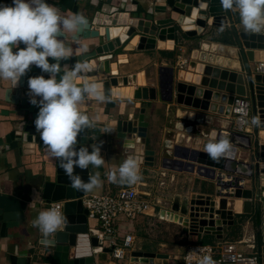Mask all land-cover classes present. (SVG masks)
Instances as JSON below:
<instances>
[{
  "label": "water",
  "instance_id": "1",
  "mask_svg": "<svg viewBox=\"0 0 264 264\" xmlns=\"http://www.w3.org/2000/svg\"><path fill=\"white\" fill-rule=\"evenodd\" d=\"M46 2L58 7L61 15L80 13L88 19V29L78 35L80 45L73 39L76 34L67 33L66 44L72 47L73 52L69 59L61 61V65L71 67L77 61L87 63L90 66L89 71L83 74L82 79H76L75 83L78 85L88 82L98 83L107 97L105 101L107 109L117 107L114 99L133 98L134 91L133 95L127 97L116 96L115 90L119 88L135 90L137 86H143L146 87L142 93L144 99H148L146 93L148 94L149 90V99H155L156 93L159 92L163 101L172 102L176 98L175 91L185 93L186 85L189 84L188 93L192 95L189 97L190 101L178 100V104L198 109L202 106L199 103L201 100L208 106H216L215 111L210 106L203 110L217 111L220 115L230 117L231 105L235 97H248L252 105V117L259 115L264 121V73L243 71L240 57V62L235 65L231 59L225 58L220 53L221 49H217V44H211L210 41H198L200 45L191 50L186 64L177 70L174 66L160 67L154 80L146 82L145 85L139 84L138 74L121 75L120 71L114 67L120 63H127V61H120L119 56L128 52H142L156 48L165 50L158 46L160 39L172 41V49L167 50H174L175 42L179 41L183 35L190 39L200 37L205 39V34L211 30L224 32L232 20L229 11L222 8L220 0H46ZM0 5H12V0H0ZM184 14L187 19L194 21L196 35L189 36L184 31L180 22L181 15ZM237 39L244 54L247 52L245 50L258 51L260 58L262 56L261 62H264V33L245 31L237 33ZM149 40L154 42L152 47H147ZM129 45L134 47L127 50ZM205 45H208L207 49ZM20 47L24 48L25 45L21 43ZM83 47H90V51L78 53V50H82ZM238 51L237 56L242 55V51L240 49ZM113 60L116 62L114 63ZM49 62L54 61L49 58ZM199 66L204 67L202 73L198 72ZM228 71H238L242 74L244 95L224 90L221 74ZM181 72L190 73L194 78H181ZM143 74L145 78L146 75L144 72ZM41 75H44L46 79L49 78L47 73H43L40 68L33 65L21 77L18 84L11 82V87L6 90L5 101L10 103L13 109L10 111L11 130L0 138L1 147L17 149L20 144H34L41 140L34 123L39 108L29 102L28 95L29 78ZM101 75H107V77L97 80ZM57 79L59 80V77ZM91 79L94 81H90ZM191 97L196 98L198 108L194 107ZM37 99L40 98L37 97ZM84 102L99 101L89 98ZM88 107L96 109V107ZM81 112L89 116L88 111ZM148 126L143 108L140 109L139 115H136L130 107L125 108L118 114V119L112 120L109 135L115 140V147L119 149V156L123 161L129 156L136 158L139 173L141 168L145 167L142 169V174L148 179L156 178L157 173L165 169L178 174H194L208 183L202 190L209 193L192 194L185 201H182L181 196H177L179 197L178 207H171V211L160 210V219L182 226L191 237L205 234L223 240L225 228L235 225V215L240 216L244 223L249 218L256 230L259 262L264 263L262 259L264 126H253V129L246 134H237L231 132L230 121H218L208 132H199L195 136L196 140L189 136L191 140L188 143L179 144L176 136L174 144L170 145L171 141H168L164 152L159 154L147 144ZM180 130L191 134L193 126L190 125L185 129L181 127ZM222 136L230 140L235 154L230 159L214 160L204 151V146L209 140H219ZM193 142L202 149L192 147ZM91 144L93 142L89 140V130H86L78 136L76 148L79 150L80 147ZM128 144H131V147H127ZM240 152L245 155H240ZM157 166L159 167L156 168ZM74 173L88 182L89 168L77 167ZM32 185L41 193L47 205L65 202L64 216L67 222L55 234L54 242L52 237L47 241L42 239L37 241L38 243L32 249H21V251L18 244L7 243L4 263L33 264L39 258L49 261L50 264L106 263L112 248L104 247L102 237L90 227L88 212L83 208L81 199L86 193L71 188L68 177L59 167V161H55L54 168L37 177ZM24 209L23 202L14 197L0 195L1 238L8 235L9 228L18 226L20 220L17 216ZM37 250H43L46 253L40 254ZM126 259L129 264H171L169 256L162 255L159 251L133 250L128 253ZM110 260L116 261L113 258Z\"/></svg>",
  "mask_w": 264,
  "mask_h": 264
},
{
  "label": "crops",
  "instance_id": "2",
  "mask_svg": "<svg viewBox=\"0 0 264 264\" xmlns=\"http://www.w3.org/2000/svg\"><path fill=\"white\" fill-rule=\"evenodd\" d=\"M228 11L232 22H230V24L226 27L225 31L235 28L237 33L245 32L244 28L241 25L238 11L235 8ZM225 31L218 32L214 37L212 36L207 39L200 37L199 39L194 40L197 41V43L198 41L202 42L204 40L210 41L211 44H217V49L219 50L225 47V52L220 51V53L224 55L225 58L231 59L235 64H238L241 61V64L243 65V71L251 70L253 72L255 64L261 62L262 56L260 58V52L245 50L247 52L245 54H242L245 55V57L242 55L237 56L239 55V47H237L235 44L230 45L229 43L224 42L223 36ZM186 33L189 36L196 35V31L194 34H190L189 32ZM68 34L71 35L72 33ZM234 36L235 35L231 34V37L234 38L233 42H237ZM180 39L183 42L191 40L186 35H183ZM179 43L181 42H175L174 50H167L172 49L173 45L169 47L168 41H166V47L164 48L165 50H159L156 48L149 51H134L132 53L128 52V54L126 53L119 56L120 61H127V63H120V65L114 67L115 69L117 68V70L120 71L121 75L138 74L139 84L144 85L146 82L152 80L149 75L154 74V76H156V74H158V69L160 67L174 66L177 70L179 66L184 65L189 60V58L187 59L186 53L188 50L187 45L190 44V42H188L186 47L179 46ZM205 46V48L207 49L208 45ZM133 47L134 46L129 45L127 47V50H130ZM89 49L90 47H83L82 50H78V53H86V51H90ZM176 49H178L180 52ZM230 49H233L235 51V56H230ZM239 57L241 58L240 61ZM113 62L115 63L116 60H113ZM151 68H153V71H155V73L151 71L148 72V69ZM143 72L146 75L145 78ZM230 72L232 71L227 72V76L223 75L226 72L221 74V77L224 80L222 83L224 85V90L228 92L233 91L234 93L244 95L245 90L244 88L241 89L242 87H244V83L241 84L238 82V80L233 81L230 77V75H232L233 73H236L238 77H242V74L238 71L232 73ZM106 77L107 75H101L99 78H97V80H103ZM180 77L184 79H190L192 77L194 78L192 74L185 72H181ZM142 79L144 80V83L142 82ZM90 81H94V79H91ZM10 87L11 81L0 79V138L4 137L11 130L10 120L12 119V115L10 114V111H12L13 106L5 101L6 90ZM145 88L146 87L143 86H137L135 90L125 87L116 89V96L127 97L133 95V91L134 96L132 99H114V101L117 102V107L115 109H107L105 107V102H83L80 105V111H88L89 117L93 118L95 121V127L89 130V140H91L93 143L102 144L101 155L105 159V164L99 168L93 167L91 165L89 166L90 174L98 175L101 180V184L87 193H113L117 192L121 188L132 186L138 190V195L140 198H153L161 200V204L155 207L153 214L142 215L137 217L135 220H127L123 217H120L116 222V234L117 236H119L120 240H123V237L126 235H132L134 237V250H142V247L146 242L159 244L165 248L164 250L162 249L161 252H164L169 256V260L172 264H182V258L187 248L190 245H193V237H191L187 230L182 226L167 220L160 219V210L165 209L167 211H171V207L175 206V208H177L179 204V197H176L171 203L169 209L167 208L168 205H170L168 199L172 197V194H166V190L169 186H171L172 182H175L177 180V185H179V183L183 180V182H186V184H188L187 192L182 193L181 191H179L177 194L174 193L175 196L178 195L181 197L185 196V198H189L192 194H206L209 192L203 191L201 189V185L197 187V181H202V179L197 175L188 173H181L182 175H180L178 173L171 172L169 173L167 178L162 180L148 179L145 177V175L142 174V169H144L145 167L141 168V171L139 173L141 179L135 184L129 185L126 183L120 184L110 182L107 178V173L114 170L118 171L119 165L123 162V159L119 156V149L115 147V140L111 139V136L109 135L111 134L112 120L118 119V114L123 112L125 108L127 109L130 107L136 115H139L140 109L143 108L145 110V121L149 124L147 144H149L151 149L155 150L157 154H159L161 152H164L168 141H171L170 145L174 144V140H171L169 137L170 133L177 131V142L179 144L180 136L183 137L182 144H184V142L188 143L191 140L189 136L192 137L193 140H196L195 136H197L199 132L206 133L209 130L213 129L211 124L213 125L218 121H230V117L226 118L224 117V115H220L217 111L211 112L210 110H203L207 109L210 105L208 106L207 103H203L204 101L201 100L199 101V103L202 104V106H200L202 109L198 108L199 106L195 98H192V102L195 101L194 107H197L198 109H193L185 105L183 107L182 105L177 104V101L182 100L184 96H180V94L177 93H175L176 98L171 103L163 101L160 98L159 92L156 93L155 99H149V90L148 94L146 93L148 99H144V95L142 93ZM242 90L244 91L243 93ZM177 95H179L178 98ZM88 106L96 107V109L89 108ZM172 106L176 107V117L179 119H186L187 122L178 121L175 125H173L175 122L170 118L169 114L170 108ZM213 106L215 105H211L210 107L213 111H215L216 107L214 108ZM180 111H184L188 117H181ZM191 114H194L193 119H191L190 117ZM251 118L248 123L247 131H251L253 129V125H251L250 123ZM190 125L193 126V133L190 134L186 133V131L180 130L181 127L185 129ZM105 128L110 129V131H103V129ZM95 130L99 131L98 135H95ZM37 142L38 143L34 144H20L17 149H6L0 146V195L14 197L18 201L23 202L25 206V209L17 216V218L20 220L18 226L9 228L7 230V234L9 236L6 234L7 236H5L4 238L0 237V264H5V249L7 243L13 245L18 244L21 251V249H32L38 243L37 241L45 239L40 235L38 228L33 226L32 221L37 217L38 213L41 210L49 208V205H47L43 200L41 193L34 189L32 182L37 177L43 175L45 171L54 168L55 160H53L49 156L42 140H38ZM91 145L87 146L89 148V151H91ZM191 145L192 147H195L197 149H202L201 146H199L198 144L195 145L194 142L191 143ZM240 155L243 156L245 155V153L240 152ZM158 167L159 166H157L156 168ZM162 181H164L165 184L161 185L160 183ZM180 187V189H182V186ZM37 194L39 195V199L32 207H29L30 203L33 201L34 197ZM153 218H156L158 224L156 225L157 227L155 228L154 234H152L151 231L149 234L148 229L149 225L152 224ZM89 221V224L91 222H94V226H91L90 224V227L95 228L97 225V221ZM246 221V223L242 222L241 217L235 215V225L233 227L225 228V235L223 240H218L213 235L205 234H199L195 239L202 242H208L205 244L215 245L216 247H221L227 243H235L240 252L249 255H258L256 230L249 218ZM174 226H177L180 232L183 233V239H180L181 237H179L180 240L177 241L176 239L174 242H170V233L168 230L174 229ZM37 252L40 254L46 253L43 250H37ZM263 255L264 243L262 244V259H264ZM108 258L109 259L107 260V262L103 264H116L115 262H112L110 260L112 258L111 255L108 256ZM119 261H125L126 264H129L127 259L118 260V262ZM33 264H50V262L39 258L37 261H34Z\"/></svg>",
  "mask_w": 264,
  "mask_h": 264
},
{
  "label": "clouds",
  "instance_id": "3",
  "mask_svg": "<svg viewBox=\"0 0 264 264\" xmlns=\"http://www.w3.org/2000/svg\"><path fill=\"white\" fill-rule=\"evenodd\" d=\"M220 3L225 10L235 8L238 11L246 32H264V0H220ZM88 27L89 21L83 14L61 15L58 7L46 0H12V5H0V79L18 84L33 65L48 74L47 79L41 75L28 80L29 102L39 108L34 122L36 131L49 156L59 161L71 188L84 193L98 187L101 180L98 175L90 174L88 182H85L74 173V169H88L90 165L99 168L105 164V159L101 155L102 144L93 143L91 151L86 146L79 150L76 148L78 136L95 127L94 119L81 112L80 105L89 98L103 103L107 97L98 83H75L89 71L87 63L77 61L71 67H62L61 61L69 59L73 52L72 47L66 44L67 33L76 34L73 39L80 45L78 35ZM21 43L24 48L20 47ZM49 58L54 62L50 63ZM239 111L247 115L244 109ZM250 123L264 126L259 115L253 116ZM103 131L109 132L110 129ZM126 146L131 147V144ZM204 151L214 160L230 159L235 154L230 140L223 136L219 140H209ZM107 178L112 183H137L141 179L137 159L127 157L118 171L107 173ZM38 199L37 194L29 207ZM66 222L59 204H55L41 210L32 224L46 241L52 237L54 242L55 234ZM202 252L195 250L189 255H198V264H216L211 255H203Z\"/></svg>",
  "mask_w": 264,
  "mask_h": 264
},
{
  "label": "built area",
  "instance_id": "4",
  "mask_svg": "<svg viewBox=\"0 0 264 264\" xmlns=\"http://www.w3.org/2000/svg\"><path fill=\"white\" fill-rule=\"evenodd\" d=\"M253 72L264 73V62L255 64ZM239 109H244L247 115H242ZM251 116L252 105L250 99L248 97H235L231 105V132L246 134ZM171 172L161 169L154 179H165ZM160 184L165 183L162 181ZM81 199L83 208L88 212V220L97 221L94 229L102 237L103 246L112 248L111 257L116 261L126 259L128 253L134 250V237L132 235L124 236L123 240H120L117 236V220L120 217L135 220L139 216L153 214L155 207L161 204V200L140 198L138 190L132 186L121 188L113 193H86ZM64 203L54 202L49 207L59 204L64 214ZM195 250H203V255H211L216 264H264L259 262L258 255L240 252L235 243H227L221 247L210 244L190 245L183 255L182 264H198L199 256L196 254L189 255L190 252L195 253Z\"/></svg>",
  "mask_w": 264,
  "mask_h": 264
},
{
  "label": "rangeland",
  "instance_id": "5",
  "mask_svg": "<svg viewBox=\"0 0 264 264\" xmlns=\"http://www.w3.org/2000/svg\"><path fill=\"white\" fill-rule=\"evenodd\" d=\"M217 33H218V31L217 30H211L209 33H206L205 34V39H207V38H210V37H214V36H216L217 35ZM179 41L181 42V43H179V46H182V47H186V45L188 44V42H190V44H188L187 46H188V50H187V53H186V55H187V59L189 58V55H190V52H191V50L192 49H196L197 47H198V43H197V41H195L194 39H191L190 41H187V42H183L181 39H179ZM192 42V43H191ZM194 47V48H193ZM176 50H178V49H176ZM179 51V50H178ZM180 52V51H179ZM186 64V63H185ZM180 67V66H179ZM149 71H151V72H153V73H155V71H153V68H151V69H148V72ZM151 78H152V80L151 81H153L154 79V74H152V75H149ZM186 87H187V90H186V92L184 93H182V92H179V91H175L177 94H180V95H183L184 97H183V99L182 100H184V101H187V102H189L190 101V99H189V97L190 96H192L191 94H189L188 93V90H189V85H186ZM184 89V88H183ZM178 96L179 95H177V98H178ZM193 97H195V96H193ZM192 98V97H191ZM196 99V98H195ZM178 100V99H177ZM177 100H175V101H177ZM169 103H171V102H169ZM194 103V102H193ZM177 104H178V102H177ZM184 105L185 104H182V106L184 107ZM170 113V118L171 119H173L174 120V124L173 125H175L176 124V122H178V121H182V122H187V120L186 119H179V118H177L176 116H177V110H176V107L175 106H172L171 108H170V111H169ZM224 117H225V115H224ZM226 118H229L228 116H226ZM173 125H171V126H173ZM212 126V125H211ZM176 132L177 131H174V132H172V133H170V135H169V137H170V139L171 140H175L176 139V136H177V134H176ZM180 175H182V174H180ZM178 184V182H177V180L175 181V182H172L171 183V186H169L168 187V189L166 190V194H172V197H170L169 199H168V201H169V204L170 205H168V209H169V207L171 206V203L173 202V200L178 196V195H176L175 196V194H177L179 191H181L182 193L183 192H187V189H188V184H186V182H183V180L179 183V185H177ZM196 185H197V187L198 186H200L201 185V189L202 188H206V186L208 185V183L207 182H205V181H197V183H196ZM180 186H182V189H180L181 187ZM175 193V194H174ZM173 194H174V196H173ZM185 196L184 197H182V201H185ZM91 224V226H94V222H91L90 223ZM181 229V228H180ZM169 231V233H170V238H169V240H170V242H174L176 239H177V241L178 240H180V239H183L182 237H183V233H181L180 232V230H179V228H177V226H174V229H170V230H168ZM179 237H181L180 239H179ZM164 250L165 248L163 247V246H161V245H159V244H156V243H149V242H146L145 244H144V246L142 247V250L143 251H149V252H154V251H159V253L160 254H162V255H167L166 253H164V252H161V250ZM115 263L116 264H126V262L125 261H115Z\"/></svg>",
  "mask_w": 264,
  "mask_h": 264
},
{
  "label": "bare ground",
  "instance_id": "6",
  "mask_svg": "<svg viewBox=\"0 0 264 264\" xmlns=\"http://www.w3.org/2000/svg\"><path fill=\"white\" fill-rule=\"evenodd\" d=\"M180 22H181V24H182V26H183V29H184V31L185 32H189L190 34H194L195 33V31H196V28H195V24H194V21L193 20H189V19H187L186 17H185V14L184 15H181V18H180ZM193 32V33H192ZM154 45V42L152 41V40H149L148 41V43H147V47H152ZM173 45V42L172 41H168V46L169 47H171ZM158 46H159V48H165L166 47V41L164 40V39H160V41L158 42ZM221 52H225L226 51V48H222L221 50H220ZM229 53H230V56L232 57V56H235V51L233 50V49H230L229 50ZM235 64V63H234ZM236 65V64H235ZM204 70V67H202V66H199V68H198V72L199 73H202V71ZM224 72H222V74H223ZM230 73H232V72H230ZM224 76H227L228 74L227 73H224L223 74ZM230 75V74H229ZM230 77H231V79L233 80V81H237L238 80V82L239 83H241V84H243V78L241 77V76H239L238 77V75L236 74V73H233L232 75H230ZM228 79V78H227ZM140 81V80H139ZM142 82L144 83V80L142 79ZM145 85V84H144ZM231 85V84H230ZM241 86V85H240ZM230 87V86H229ZM236 87V86H235ZM187 88V87H186ZM233 88V87H232ZM241 88V87H240ZM244 87H242L241 89H243ZM240 89V90H241ZM127 91H129V90H127ZM244 91L242 90V93H243ZM183 93V92H182ZM214 108L216 107V106H213ZM189 115V114H188ZM180 116L181 117H186L187 115H186V113L184 112V111H180ZM188 117V116H187ZM190 117H191V119H193L194 118V114H191L190 115ZM182 140H183V137L182 136H180V144H182Z\"/></svg>",
  "mask_w": 264,
  "mask_h": 264
},
{
  "label": "trees",
  "instance_id": "7",
  "mask_svg": "<svg viewBox=\"0 0 264 264\" xmlns=\"http://www.w3.org/2000/svg\"><path fill=\"white\" fill-rule=\"evenodd\" d=\"M231 34H232V35H235L234 37H235V40H236L237 42H233V39H234V38L231 37ZM223 39H224V42L229 43L230 45L235 44V45H236L237 47H239V49L242 51V46H241L240 42H239L238 39H237V32H236L235 29H231V30L225 31L224 36H223ZM231 41H232V42H231ZM235 45H234V46H235ZM242 54H244V51H242ZM242 56L245 57V55H242ZM94 133H95V135H98V134H99V131H98V130H95ZM157 224H158V221L156 220V218H153V219H152V224L149 225V229H148V233H149V234H150V231L152 232V234H154V232H155V228L157 227V226H156ZM195 238H196V237H193V238H192V244H194V245H196V244H205V243H208V242L198 241V240L195 239ZM263 257H264V255H263ZM263 262H264V259H263ZM171 264H172V263H171Z\"/></svg>",
  "mask_w": 264,
  "mask_h": 264
}]
</instances>
